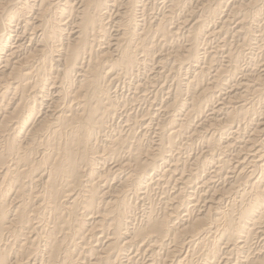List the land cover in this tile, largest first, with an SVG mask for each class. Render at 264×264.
<instances>
[{"label": "bare ground", "instance_id": "1", "mask_svg": "<svg viewBox=\"0 0 264 264\" xmlns=\"http://www.w3.org/2000/svg\"><path fill=\"white\" fill-rule=\"evenodd\" d=\"M136 263L264 264V0H0V264Z\"/></svg>", "mask_w": 264, "mask_h": 264}, {"label": "rangeland", "instance_id": "2", "mask_svg": "<svg viewBox=\"0 0 264 264\" xmlns=\"http://www.w3.org/2000/svg\"><path fill=\"white\" fill-rule=\"evenodd\" d=\"M155 2L158 4L159 1H155ZM156 7H157L158 10H159V7H160V6H159V5H156L155 8H153V10H151V11H154V10H155L153 13H157V12H158V10H157ZM156 10H157V11H156ZM151 11H149V12H151ZM14 42H15V39H13L12 43L14 44ZM13 44H12V45H13ZM121 86H122V85H121ZM126 87H128V86H127V85H123V87H119L118 95H120L122 99L125 98V97H126L125 99L128 98L127 96H128V94H129V92H128L129 89L126 88ZM125 88H126V89H125ZM120 89H121V90H120ZM122 89H124V90H122ZM127 89H128V90H127ZM125 90H126V92H125ZM120 91L122 92V94H121ZM127 93H128V94H127ZM124 94H125V95H124ZM126 94H127V96H126ZM123 95H124V97H122ZM123 100H124V99H123ZM132 103H133V102H132ZM132 103H128V104H129L128 106H130ZM133 104H135V103H133ZM135 108H136V109H135ZM137 108H138V107H134V109L132 108V109H133L132 112H138V111L140 110V108H138V111H137ZM132 109H131V110H132ZM116 122H118V124L121 125V126H123V124H124V123H122L120 120H118V121H116ZM116 122H115V125H116ZM121 123H122V124H121ZM118 124H117L116 126H117V127H120ZM196 144H197V145H196ZM196 144L194 145V148H193L194 150H198V149H199V145H198V143H196ZM195 146H196V147H195ZM197 148H198V149H197ZM158 194H159V193H156V191H155V194L153 195V200L155 201V205H157V203H158L157 201L159 200L158 198H159V195H160V194H159V195H158ZM157 196H158V197H157ZM140 206H142V205H139V206H138L139 208L135 211V212H136L135 215H136L137 217H139V215L142 213V210H143V207H144V206H143V207H140ZM140 208H141V209H140ZM139 210H140V211H139ZM137 217H136V218H137ZM136 264H137V263H136Z\"/></svg>", "mask_w": 264, "mask_h": 264}]
</instances>
